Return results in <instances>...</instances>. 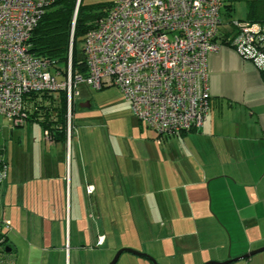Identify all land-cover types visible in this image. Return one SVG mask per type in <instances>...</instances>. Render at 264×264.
<instances>
[{"label":"crops","instance_id":"obj_1","mask_svg":"<svg viewBox=\"0 0 264 264\" xmlns=\"http://www.w3.org/2000/svg\"><path fill=\"white\" fill-rule=\"evenodd\" d=\"M232 29L226 22L218 42ZM209 68L212 108L201 129L161 138L139 122L112 149L94 130L87 152L81 142L74 150L73 138H45L39 190L20 191L14 171L0 187L15 264L19 226L33 244L30 264H109L122 248L158 264H264V251L243 258L264 247V74L228 45ZM81 184L94 186L85 191L92 214L79 191L73 202ZM155 262L125 251L116 264Z\"/></svg>","mask_w":264,"mask_h":264},{"label":"built area","instance_id":"obj_2","mask_svg":"<svg viewBox=\"0 0 264 264\" xmlns=\"http://www.w3.org/2000/svg\"><path fill=\"white\" fill-rule=\"evenodd\" d=\"M51 2L0 0V116L22 125L31 94L65 90L71 118L80 85L117 86L136 118L161 138L205 125L212 108L209 57L226 45L218 42L223 0H116L85 36L86 76L73 75L71 59L64 76L32 52L33 32ZM231 23L228 46L264 71V25ZM68 136L70 144L71 121ZM45 137L52 140L47 131ZM5 152L0 145V187L9 178ZM11 227L0 207V264H15L7 251Z\"/></svg>","mask_w":264,"mask_h":264},{"label":"rangeland","instance_id":"obj_3","mask_svg":"<svg viewBox=\"0 0 264 264\" xmlns=\"http://www.w3.org/2000/svg\"><path fill=\"white\" fill-rule=\"evenodd\" d=\"M94 2H107L114 0H92ZM224 13V7L222 8ZM247 15L246 2H235V8L232 12V17L226 19L227 24L233 27L230 21L244 19ZM60 79H63L60 77ZM90 100L91 108H84L81 106L82 102ZM71 118L69 103L67 101V119L68 125L71 121V125H74L73 134L71 140L73 142V149L77 147L79 150L80 142L83 143L85 152L90 148V136L91 132L97 131L101 133L106 140L107 145L112 149L111 142L115 144V141L129 139L134 135V129L140 122L132 112L130 103L125 99L123 93L117 86L106 87L100 90L93 89L87 85H80L78 92L75 95L74 102L71 109ZM45 129L43 125L37 121L28 120L22 125H18L14 120H11L5 116H0V145L5 146L7 149V160L9 162V176L14 171L18 176V187L22 191L25 188L32 189V186L37 187V179L41 177L40 171L42 163L40 155L46 152L47 143L45 142ZM97 136V135H94ZM100 138V134H99ZM45 140V141H44ZM55 141L54 139H52ZM69 136L67 138V143ZM87 146V148H86ZM68 150V149H67ZM6 153V152H5ZM37 159L33 161V156ZM35 164V165H34ZM35 171V177L33 180H26V175L32 176ZM9 180V179H8ZM8 180L6 182H8ZM77 186L73 187V202L77 201V195L79 191V197L82 201V206L86 215L92 214V209H88L86 203L85 186L81 184L79 189ZM38 189V187H37ZM39 190V189H38ZM40 192V191H39ZM38 193V192H37ZM38 195V194H37ZM70 196V193H69ZM55 200V198H54ZM8 204V203H7ZM3 205V201L0 199V206ZM9 205V204H8ZM7 205L9 211L10 207ZM17 205L22 207L27 206L25 200H18ZM119 210L118 212H120ZM16 228L14 231L15 241L20 246V256L18 264H30V253L32 248V241L27 238L25 227ZM75 232V231H74ZM12 233V232H11ZM113 256L112 259L116 256ZM60 257H55L54 262L57 264ZM66 264H70L66 258ZM62 264H65L62 261Z\"/></svg>","mask_w":264,"mask_h":264},{"label":"trees","instance_id":"obj_4","mask_svg":"<svg viewBox=\"0 0 264 264\" xmlns=\"http://www.w3.org/2000/svg\"><path fill=\"white\" fill-rule=\"evenodd\" d=\"M115 1L52 0L33 32L32 52L49 60L53 68L62 72L64 76L67 75L71 59L73 75L86 76L88 68L84 52L85 36L109 11ZM237 1L246 2L247 15L240 20L264 25V0H223L224 13H222L226 22L228 21L226 19L232 17ZM230 35L231 33L223 39V44H230ZM261 72L264 74V71ZM29 101V120L41 123L51 139L66 142L69 126L67 91L34 93L31 94ZM73 128L74 125H72V134Z\"/></svg>","mask_w":264,"mask_h":264},{"label":"water","instance_id":"obj_5","mask_svg":"<svg viewBox=\"0 0 264 264\" xmlns=\"http://www.w3.org/2000/svg\"><path fill=\"white\" fill-rule=\"evenodd\" d=\"M81 106H82V107L91 108V102H90V100H87L86 102H82V103H81ZM7 251L10 252L11 249H10V248H7ZM125 251L131 252V253H134V254H137V255H140V256L148 257V258H150L151 260H153V261L155 262V260H154L150 255H148V254H145V253H142V252L136 251V250L131 249V248H122V249H120V250L117 252L116 256L114 257V259H113L109 264H116L117 261H118V259H119L120 256H121V254H122L123 252H125ZM262 251H264V247L252 251L251 253L245 255L243 258H245V257H249V256H251V255H254V254L259 253V252H262ZM230 261H231V260L226 261V262H212V263H207V264H228ZM155 263H156V262H155ZM156 264H158V263H156Z\"/></svg>","mask_w":264,"mask_h":264}]
</instances>
